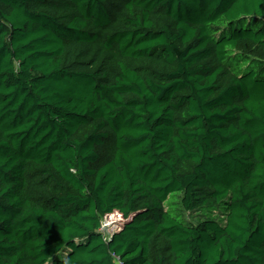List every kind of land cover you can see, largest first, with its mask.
I'll return each mask as SVG.
<instances>
[{
  "label": "trees",
  "instance_id": "1",
  "mask_svg": "<svg viewBox=\"0 0 264 264\" xmlns=\"http://www.w3.org/2000/svg\"><path fill=\"white\" fill-rule=\"evenodd\" d=\"M0 264H264V0H0Z\"/></svg>",
  "mask_w": 264,
  "mask_h": 264
},
{
  "label": "rangeland",
  "instance_id": "2",
  "mask_svg": "<svg viewBox=\"0 0 264 264\" xmlns=\"http://www.w3.org/2000/svg\"><path fill=\"white\" fill-rule=\"evenodd\" d=\"M184 217L187 220H190L191 216L188 212H184ZM125 220L121 214L117 212L106 215L103 218V232L107 237L112 236L114 233L120 231L124 224Z\"/></svg>",
  "mask_w": 264,
  "mask_h": 264
},
{
  "label": "built area",
  "instance_id": "3",
  "mask_svg": "<svg viewBox=\"0 0 264 264\" xmlns=\"http://www.w3.org/2000/svg\"><path fill=\"white\" fill-rule=\"evenodd\" d=\"M101 229H102V231H103V223H102V228H101ZM105 236H106V235H105ZM110 237H111V236H110ZM110 237H107V236H106V238H108V239H109Z\"/></svg>",
  "mask_w": 264,
  "mask_h": 264
}]
</instances>
